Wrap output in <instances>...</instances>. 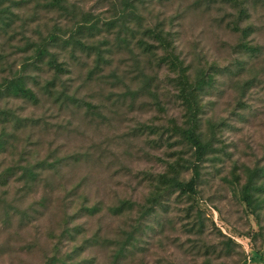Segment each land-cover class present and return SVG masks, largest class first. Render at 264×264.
I'll return each instance as SVG.
<instances>
[{"label":"rangeland","instance_id":"rangeland-1","mask_svg":"<svg viewBox=\"0 0 264 264\" xmlns=\"http://www.w3.org/2000/svg\"><path fill=\"white\" fill-rule=\"evenodd\" d=\"M49 1L0 0V90L20 76L38 99L0 95V136L8 140L0 151V264L68 256L73 264L264 259V204L253 214L241 203L238 169L264 168V0H237L249 16L243 20L229 0L135 1L140 25L126 16L128 0H65L61 8ZM83 19L90 21L77 39L101 50L99 64L94 50L70 42ZM236 23L250 34L235 32ZM156 26L191 76L214 68V85L201 94L200 130L212 149L197 195L164 196L152 206L159 176L177 162L187 181L193 160L176 132L186 120L177 72L162 50L151 57L136 46L143 30ZM50 34L58 38L48 51L66 74L56 75L48 57H34ZM27 168L36 182H25ZM123 202L131 210L115 214ZM82 206L98 211L88 215ZM76 226L83 233L69 237Z\"/></svg>","mask_w":264,"mask_h":264},{"label":"trees","instance_id":"trees-1","mask_svg":"<svg viewBox=\"0 0 264 264\" xmlns=\"http://www.w3.org/2000/svg\"><path fill=\"white\" fill-rule=\"evenodd\" d=\"M135 1L142 2L143 0H134V3L131 0L124 2V6L129 9V12L126 10V16H132L136 24L140 25L141 18L138 16V7L135 4ZM235 3V6L238 8V16L241 20L248 19V13L244 7L239 6L237 0H229ZM62 2L65 0H50L48 7L61 8ZM1 4V3H0ZM90 15V14H89ZM86 16V15H85ZM90 21L83 19V22L78 23L75 33H71L70 42L75 45L74 47H79L81 49L94 50L96 55V61L99 64L103 61L102 52L100 49L87 48L86 45L79 43L77 37L80 35V32L86 28V23ZM114 24V23H113ZM113 24L109 25V28H112ZM98 28L97 23L91 24L90 29ZM141 27L139 26V29ZM234 31H239L243 36H248L250 34V28L246 27L245 29L240 30L237 26V23L233 27ZM58 35L50 34L47 39L43 40L37 48L35 49L34 57L42 61L44 58L48 57L47 65L50 69L54 70L56 75H63L68 73V70L65 68L63 63H59L55 54H52L48 51L50 45L56 44ZM135 39V37H133ZM154 41L153 44L147 43L145 40ZM136 46L139 47L144 53L149 56H155L156 50H162L164 54V62L169 64V67L178 74L177 86L180 94V98L185 107V127H177L176 132L180 136L181 140L189 149L192 151V161L188 163V168L191 170L192 175L189 180L185 181L181 178V171L179 170V164L173 162L170 165L171 171L159 176L154 185V194L149 200L150 205L158 206L162 202L164 196H170L173 194H178L179 196L195 197L197 195V186L200 179V168L201 164L206 161V158L212 149V141L206 140L203 133L201 132V94L205 91L206 87H211L214 85V68H197L193 76L189 74L190 66H184L183 62L179 60L178 56L175 54V47L173 41L169 39V34L164 32L161 27L155 28H146L143 30V33L140 38H137ZM70 43V45H71ZM244 49L250 53V51H255L254 48L247 44H243ZM232 75L231 71H228ZM234 76H237L236 73ZM3 89L0 90V95L4 93L7 96H12L16 98L25 99L34 104L38 103V99L33 91L26 87V81L23 77H14L10 80H4L2 83ZM54 82L48 83L46 90L51 91V88H54ZM53 96V93L50 94ZM60 98H57L56 101H59ZM9 120H6L8 123ZM7 141L4 137L0 136V151L5 149ZM184 166H181L180 169H183ZM242 175L245 178L244 183L239 187L240 201L245 205L246 209L250 210L251 213H256L257 209H261L262 204H264V168H254L250 169L248 167L238 168ZM27 183H34L37 181L38 174L35 173L33 169L27 168L22 176ZM233 179H236L237 185H239L240 176L239 174L233 173ZM5 183V179L3 180ZM126 211L131 210L130 202H123L122 205L114 210L115 214H122ZM83 210L88 215H94L97 213V207H85L82 206L80 211ZM75 217V216H73ZM73 219V218H72ZM136 231V228L133 230ZM74 233V234H71ZM83 230L81 227L76 226L74 230H68L67 235L74 238L76 235H81ZM133 234L130 236L132 238ZM77 248L74 249L75 254L78 252ZM251 263L264 264V259L262 257H253L248 260ZM247 261L244 260L245 264ZM46 264H73L71 256H68L66 260H58L56 257L50 258Z\"/></svg>","mask_w":264,"mask_h":264},{"label":"water","instance_id":"water-1","mask_svg":"<svg viewBox=\"0 0 264 264\" xmlns=\"http://www.w3.org/2000/svg\"><path fill=\"white\" fill-rule=\"evenodd\" d=\"M249 264H257V263H249Z\"/></svg>","mask_w":264,"mask_h":264}]
</instances>
